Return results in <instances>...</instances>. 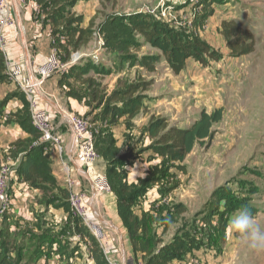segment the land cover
<instances>
[{
	"label": "rangeland",
	"instance_id": "obj_1",
	"mask_svg": "<svg viewBox=\"0 0 264 264\" xmlns=\"http://www.w3.org/2000/svg\"><path fill=\"white\" fill-rule=\"evenodd\" d=\"M78 1H83L85 4L87 0ZM97 1L98 6L95 7L94 16L90 21L93 22L94 35H100L103 41L106 39L111 44L118 38L135 42L137 44L135 46L138 47L135 51L130 52L133 57L151 53L153 49L149 46L147 49H143V39L136 34H129L130 30L127 29V32L119 33L115 39H109L112 33H104L100 26L105 20L108 23L112 19H118L119 15L140 11L146 6L152 8L158 4L155 3L157 0H115L114 6L112 0ZM160 3L171 12L183 10L190 21L179 28L183 32L200 36L221 57L218 61L209 62L206 67L189 60L178 77L172 73L170 75L169 68L161 60L162 66L158 69V75L162 81L154 89L153 81L149 89L155 98V108L158 111L155 112V114L158 113L157 115H153L165 117L170 125L179 128H188L198 118L201 110L210 112L215 108H221L223 117L219 123L213 126L215 135L209 146L197 144L186 157L183 163L186 169L185 174L177 169H158L157 172H154V169H149L148 174L151 176L154 172L160 181L149 185L148 191L136 202L134 210L138 216L146 215L147 223L153 224L151 230H155L157 235L161 234L162 227L155 225L154 221L157 219L163 224L169 223L168 231L162 237L164 242H167L178 228L183 227L184 232L193 240L194 246L199 247L203 254L213 252V255L208 256L210 259L202 258L205 262L203 264H264V251L249 250L228 228L233 214L243 206L249 208L255 221L264 228V0H168L160 1ZM72 9L62 2L56 15L61 19L69 11L72 12ZM69 15L73 16L70 13ZM210 17L212 18L207 23ZM171 18L167 17L165 22L173 20ZM223 18L235 20L242 27L253 32L256 44L254 53L239 58L230 56L218 31L217 24ZM83 21L84 18L82 26ZM119 24L124 28V23ZM74 26L73 24L66 25L64 21H61L58 30L67 35ZM106 34H108L107 37H105ZM95 38L97 42L98 37ZM103 49L102 53L96 55V58L87 56L86 48L80 50L78 52L79 60L73 65L89 62L96 67L115 70V55L109 50ZM55 57L59 65H64L59 56ZM70 66L65 67L63 72H66ZM55 72L60 73L61 71L59 72L57 69ZM135 72H137L136 75ZM80 73L83 76L81 77L83 81L92 79L93 84L90 90L88 84L74 80L64 81V86H61L60 89L64 94L69 92L77 94L76 96L85 99L90 107L96 106V104L90 103L91 94L94 91L98 92V98L102 96L105 106L113 92L123 91L129 84L136 82L137 76H141L138 68L131 64H123L120 71L109 76L95 75L89 69ZM174 76L177 77L175 81L172 79ZM169 77L171 78L169 79ZM143 79L147 80L145 77ZM147 92L133 95L132 99L141 96L140 99L143 101L148 96ZM104 106L102 105L101 108L97 106L100 112ZM146 112V110L142 112V116ZM29 117L31 118V113H29ZM137 125L140 135H131L127 148L120 153V155H125V159L120 162L125 166V169L122 168V165L117 169L111 167L112 175L104 177L109 190L113 186L112 176L114 174L122 178L126 177V170H129L127 163L131 164L129 162L135 160L137 163L141 160L147 162V159L151 158L152 152L148 149L150 141L143 137V127L141 128L140 124ZM159 163L160 161L151 162L153 165H159ZM9 168L13 170V167L9 166ZM141 172L139 171L138 174ZM144 177L146 175L142 176V178ZM175 185L177 187L173 190ZM105 192L108 191L101 193ZM226 195L231 197L233 203H228L224 199ZM105 197L109 198L107 194H104L103 199ZM98 200L97 197L93 199L91 205L83 203V218L86 224L84 225L82 219L74 214L69 196L65 197L55 188L51 187L50 189L48 185L43 190L37 191V196L30 206L35 221H24L21 225L16 223L14 231L16 235L14 237L10 235L15 241V250H9L13 258L12 264L16 262V249L25 245L19 239L20 235L27 234L30 237L32 234L34 235L38 226L47 235L48 232H71V227L68 228L63 224L59 226V221L63 218L76 225V232H89L93 237L95 236L94 229L102 233H109L108 224L103 223L104 226L99 223L97 215L105 220L111 217L112 221L114 208L111 202L105 203L108 207L109 217L106 210L99 207ZM177 204H182L185 207V212L180 214V211L176 209ZM230 206L232 209H229ZM10 211L11 207L3 215L0 214L1 223L5 221L4 218L9 219L12 216ZM93 212H96V215ZM221 215L226 225V238L223 250L218 254L215 250L217 244L211 239ZM48 219L52 222L47 221ZM115 246L118 247V244ZM42 247L43 250H46L45 252L51 249L46 245ZM79 248L81 247L78 246L77 250ZM82 253L84 256L79 258L80 263L88 264L86 263L85 248L82 249ZM115 259L112 261L117 264H127L123 263L119 257ZM18 264H26V262L21 261Z\"/></svg>",
	"mask_w": 264,
	"mask_h": 264
},
{
	"label": "trees",
	"instance_id": "obj_2",
	"mask_svg": "<svg viewBox=\"0 0 264 264\" xmlns=\"http://www.w3.org/2000/svg\"><path fill=\"white\" fill-rule=\"evenodd\" d=\"M34 1L39 6L42 14L45 16V20L48 21L51 27L55 55L61 58L63 64L68 63L73 53L86 48L92 41L95 34L93 22H90L87 27H83L82 16H76L70 11L69 13L73 16L67 13L61 19L58 18L56 14L62 2L66 6L73 8L77 0ZM112 1L114 6L115 0ZM61 21H64L69 26L72 24L75 25L67 35L62 34L58 30ZM119 23H124V28ZM101 28L104 33H112L109 39H115L119 33L127 32L128 29V31L130 30L128 32L129 34H136L141 37L144 46H149L159 54H141L139 57H133L130 52L137 49L138 46H135L137 45L135 42L133 43L129 40L118 38L111 44L105 39L103 41V48L115 55V70L96 67L89 62L77 66L71 65L66 72L62 73L58 81L59 88L64 86V81L74 80L88 84L90 90L93 84L92 79L83 81L81 78L83 76L80 73L88 69L92 70L95 75L109 76L120 71L123 64H131L134 67L143 69L147 74H153L158 64L163 60L171 73L177 76L185 69L189 60L206 67L209 62L218 61L221 57L216 50L197 34L183 32L181 28L175 27L171 23L165 22V20L157 19L150 14L140 12L139 10L125 15H119L118 19H112L108 23L105 20L102 22ZM218 31L231 57L239 58L254 53L256 44L253 32L250 29L242 27L237 21L232 19L221 21ZM107 36L108 34L105 35V37ZM3 71H5V62L2 52H0V82L6 78L5 75H2ZM152 83L153 80H144L141 76H137L136 82L129 84L123 91L113 92L109 96L105 106L102 96L98 98V92L94 91L91 94L90 103L93 105L96 104L93 107V109L98 111L96 118L106 121L110 117L106 121L109 125H114L123 119V123L129 129L131 127V120L139 112L145 111L141 104V96H137L134 99H132V96L147 92ZM23 94L16 92L0 102L1 118L3 115V107L9 99L13 97L21 99L23 108L16 113L9 114L5 123L14 122L29 136L28 140H19L11 145L15 157L21 154L18 165L13 171L21 182L27 184L33 190L41 191L48 185L50 189L51 187L55 188L67 197L70 195L69 192L61 189L52 176L50 159L44 153L46 145L38 144L32 146L33 143L38 141L39 134L31 124L29 104L24 99L25 96ZM65 95L67 97H77L79 100L82 99L80 96H76L77 94L74 95L70 92ZM102 105L104 108L100 112L97 106L101 108ZM222 117L223 110L221 108L214 109L210 112L201 110L198 118L188 128H179L175 125H170L168 119L165 117L150 116L146 127L143 128V137L150 141L148 149L152 152L151 158L147 159L146 162L149 164L145 174L148 177L139 178L136 183L129 184L126 177L122 178L117 174L112 176L113 186H111L110 191L115 196L117 215L125 229L127 240L131 247V253L135 258L134 263L139 264L137 262L139 256L140 264H183L188 255L192 254L194 250L200 249L194 246L193 240L184 232L183 227L178 228L171 239L164 242L162 237L168 231L169 223L163 224L162 221L156 219L154 224L162 227L161 234L157 235L155 230H151L153 229V224L149 225L147 223L146 215L138 216L134 208L138 199L148 191L149 185L160 181V178L154 174L158 169H177L183 174L186 173L185 166L183 165L186 157L197 144L201 146L205 145L206 147L209 146L215 135L213 126L219 123ZM129 141L130 135H126L125 148H127ZM96 145L100 149L103 148L101 156L106 165L105 176H110L113 173L111 167L117 169L122 165L120 162L125 159V155H120V150L116 148L114 141L110 137V133H106L98 139L94 148ZM154 161H160L159 165L151 164ZM129 163L131 164L127 163L126 165H132L133 162ZM122 168L125 169V166L122 165ZM149 169H154L151 176L148 174ZM173 187H175L173 188L175 190L177 186L175 185ZM224 199L228 203H233L229 195H226ZM176 209L180 211V214L185 212V207L182 204H177ZM229 209H232V206ZM4 219L6 221L8 218ZM38 229L41 230L40 234H32L29 237L27 245L16 249L15 264L21 261H25L26 264H35L36 260L43 254L42 246L50 238L40 226H38ZM225 229L226 225L221 215L218 218L217 227L211 239V241L217 244L215 250L218 254L223 250L226 238ZM79 233L81 232L79 231ZM81 234L89 238V256L93 259L94 263L109 264L103 256L96 239L89 232L84 231ZM14 246V239L11 238L7 229H3L0 232V264H12L13 258L9 250L14 249ZM23 249H26L25 254L22 252Z\"/></svg>",
	"mask_w": 264,
	"mask_h": 264
},
{
	"label": "crops",
	"instance_id": "obj_3",
	"mask_svg": "<svg viewBox=\"0 0 264 264\" xmlns=\"http://www.w3.org/2000/svg\"><path fill=\"white\" fill-rule=\"evenodd\" d=\"M160 1L165 2L168 0H157L155 3H159ZM97 6V0H87L85 1V4L83 1H78L73 6L72 12L76 16H82L84 18L83 27H87L94 16L95 7ZM11 15L13 16V24L7 27L4 32L6 43L2 55L5 62V71H3L2 75H5L6 78L0 82V102L7 96H11L16 92L23 94L19 84L24 79L30 80L34 77L37 78L38 69L45 65L51 55L55 52L53 47V38L51 35V27L48 24V21L45 20V16L42 14V11L34 0H26L25 3L17 9H11ZM173 17L174 20H169L168 22L175 27H180L190 21V18L185 16L183 10L173 12ZM211 18L212 17L209 18L207 23L210 22ZM225 19L226 18L221 19L217 25L219 26L221 21ZM217 25L216 27H218ZM95 37H98L97 42ZM102 46V37L98 34L94 35V38L86 47L87 55L90 54L92 58H96V55L102 53L101 51L104 50ZM147 48V45L143 47V49ZM147 54L159 53L157 51L153 52L152 50L151 53ZM15 65L21 66L23 72V76L18 82L12 81L7 76L6 72L8 66L11 67ZM161 66L162 63L160 62L153 74H147L143 69L138 67L135 68H138L142 78L145 77L147 80L151 79L154 81L155 85L152 86L154 89V87L159 85L162 81L158 75V69L161 68ZM63 70H61V72L59 71L60 73L54 72L55 74L53 73L43 79L40 89L33 91L31 101L28 100L25 94H23L25 96L24 99H26L29 104V113H31L33 109L44 110L48 114L52 128L60 140L59 146L52 143H43L40 139L33 143L32 146H36L38 144L46 145L44 153L47 154L50 159L52 176L61 189H65L69 192V194L80 197L85 205H91L93 199L97 197L99 199V207L105 209L108 216V207H106L105 203H112L114 208V219L112 221L110 220V216L108 221L97 215L98 222L101 224H108L109 227H107L110 229V232H101L102 237L100 241H96L98 242L102 254L107 261H112L113 259L116 260L115 258L119 257L120 260L122 259L123 263L135 264V258L131 253V247L127 240L125 229L123 228L117 215L115 196L110 190L105 193L96 194L94 187V182L99 178L105 177L106 173V165L101 156L103 148L100 149L96 145V157L93 162L86 166L72 163L70 161V157L75 154L76 147L74 145L72 126L68 117L79 116L88 121L89 131L92 135L94 145L97 144V140L103 135L110 133L111 139L114 141L116 148L120 150L121 153L125 148L126 135L139 136L140 130H138L137 124H140L141 128H145L150 116L155 114V112H158L157 108H155V98L151 95L149 90L146 94L148 96L141 103L142 107L147 111L146 114L142 116V111L139 112V114L131 120V127L129 129L126 128L123 123V119L119 120L114 125H109L106 122L103 123L102 119L96 118L98 111L93 109V107H90V105L86 103L85 99L79 100L77 97H67L63 93V91L58 87V81L60 80L62 73H64ZM169 71L170 70L168 69V73L171 75V72ZM136 73L137 72H135V75ZM179 75H177V77ZM170 78L171 77H169V79ZM176 78L174 76L172 79L175 81ZM22 108L23 105L21 99L13 97L6 102L3 107V115L0 118V166L8 165L13 167V170L18 165V160L21 157V154H18L15 157V153L13 148H11V145L19 140H28L29 136L14 122H5L9 114L16 113ZM157 114L158 113L155 115ZM138 162L139 163L135 160L132 165L127 167L129 170H126V179L129 184L136 183L139 178L145 176L149 167L145 161L141 160ZM139 171H142L141 174H138ZM9 187L11 191L10 213L12 216L6 221H2V223L0 220V232L3 229H7L9 234L14 237L16 235L14 232L16 229V223L21 225L24 221H35V217L30 211V206L37 196V190L31 189L27 184L21 182L14 171L9 177ZM104 194H107L109 198L105 197L103 199ZM93 213L96 215V212ZM47 221L52 222L49 219ZM12 223L14 224L10 226ZM62 224L68 228L71 227L72 231H65L61 233L48 232L50 239L45 245L51 247V249H48V252H45L46 250H43L42 247L44 255L40 256L36 260L35 264H81V260L79 258L84 256V253H82V249L84 248L86 249L85 254L87 255L86 263L95 264L93 259L89 256V238L79 232H76V225L66 218L59 221V226ZM105 224L103 225L105 226ZM38 232L40 233L41 230L36 229L34 234H37ZM172 236L173 235L170 236V239ZM19 239L27 245L29 237L27 234H22ZM117 244L118 247L115 246ZM78 246L81 248L77 250ZM22 252L26 253V249H23ZM211 255H213V252L210 254H203L200 249L194 250L192 254L187 256L183 264H203L205 262L202 258L205 257L210 259L208 256ZM111 256L116 257L109 258ZM211 260L207 261L210 262ZM215 261L218 260L215 259ZM137 262L140 264L139 256L137 258Z\"/></svg>",
	"mask_w": 264,
	"mask_h": 264
},
{
	"label": "built area",
	"instance_id": "obj_4",
	"mask_svg": "<svg viewBox=\"0 0 264 264\" xmlns=\"http://www.w3.org/2000/svg\"><path fill=\"white\" fill-rule=\"evenodd\" d=\"M26 0H0V52L3 53L6 43L5 29L13 24V16L11 15V9H17L19 6L23 5ZM141 12L150 14L157 19L166 20L167 17H172L174 20L173 12L170 9L165 8L160 2L152 8L143 7L140 9ZM55 53L51 55L48 62L38 69V77L29 79H24L20 84V89L31 101L33 91L38 90L41 86L43 79L49 76L51 73L63 70L69 65L75 64L79 60L78 52L73 53L68 63L64 65H59L56 60ZM87 56L91 57L90 54ZM7 76L12 80L18 82L23 76L22 68L19 65L8 66L7 67ZM68 120L72 126L74 145L76 147L75 154L70 157L72 163H77L83 166L88 165L93 162L96 157V152L94 148V142L92 135L89 131V123L86 119L76 116L68 117ZM31 124L33 128L39 134V139L43 143H52L56 146H59L60 140L56 136L52 125L49 121L48 114L44 110H35L31 112ZM13 173V170L9 168L8 165L0 166V214L3 215L9 210L11 195L9 187V177ZM94 187L97 193L103 191H109V186L104 177L97 179L94 182ZM70 206L74 214L80 217L84 222L83 218V202L82 199L78 196L69 195ZM95 239L100 241L102 233L99 230H95ZM94 235V234H93ZM107 260V259H106ZM109 264H117L108 260Z\"/></svg>",
	"mask_w": 264,
	"mask_h": 264
},
{
	"label": "clouds",
	"instance_id": "obj_5",
	"mask_svg": "<svg viewBox=\"0 0 264 264\" xmlns=\"http://www.w3.org/2000/svg\"><path fill=\"white\" fill-rule=\"evenodd\" d=\"M228 228L249 250L264 251V228L255 221L247 206L233 214Z\"/></svg>",
	"mask_w": 264,
	"mask_h": 264
}]
</instances>
